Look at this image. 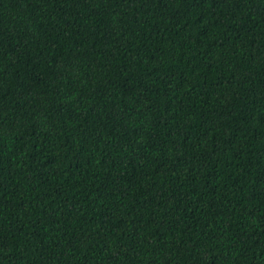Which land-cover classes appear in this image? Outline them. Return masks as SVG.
I'll return each instance as SVG.
<instances>
[{
  "label": "trees",
  "instance_id": "obj_1",
  "mask_svg": "<svg viewBox=\"0 0 264 264\" xmlns=\"http://www.w3.org/2000/svg\"><path fill=\"white\" fill-rule=\"evenodd\" d=\"M0 264H264V0H0Z\"/></svg>",
  "mask_w": 264,
  "mask_h": 264
}]
</instances>
